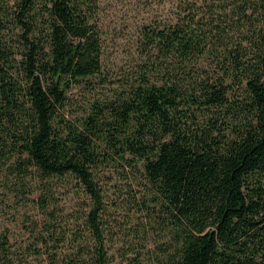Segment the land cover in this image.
<instances>
[{
    "label": "trees",
    "instance_id": "trees-1",
    "mask_svg": "<svg viewBox=\"0 0 264 264\" xmlns=\"http://www.w3.org/2000/svg\"><path fill=\"white\" fill-rule=\"evenodd\" d=\"M174 2L139 27L111 97L71 119L69 90L101 72L96 0H0V186L48 218L29 229L37 264L111 263L98 182L109 163L144 187L143 208L132 186L126 197L144 215L135 238L147 223L163 234L147 264H264V0ZM64 177L88 198L73 239L54 235L49 208ZM126 248L144 264V245ZM21 261L0 232V264Z\"/></svg>",
    "mask_w": 264,
    "mask_h": 264
},
{
    "label": "rangeland",
    "instance_id": "rangeland-1",
    "mask_svg": "<svg viewBox=\"0 0 264 264\" xmlns=\"http://www.w3.org/2000/svg\"><path fill=\"white\" fill-rule=\"evenodd\" d=\"M96 5L102 41L101 72L92 78V88L80 85L69 90L71 119L81 115L88 102L111 97L113 92L111 89L117 85V79H122L125 73H131L134 70L137 61L135 39L139 27L153 19H164L175 9L174 0H96ZM69 114L68 117H70ZM132 173L128 166L123 168L114 163L101 166L99 171L98 182L102 187L105 200L103 217L109 230L107 245L111 257L110 264H127L122 253L127 251V257H131L133 254L126 250L127 245L139 246V243L144 245L140 259L147 264L149 254L147 255L146 251L148 253L156 251L157 245L163 238V234L159 233L157 227L151 228L152 225L146 221L147 224L144 225L146 236L137 240L133 234L136 232L137 221L144 219V215L138 212V208L136 211V207L138 205L143 208L140 197L145 190L143 186L136 185L137 179L132 177ZM125 176H128V179L124 178ZM53 181L56 200L49 205V208L54 206L58 216L54 235L58 237L64 235L73 239V232L77 227H81V220L75 222L72 217L85 211L83 205H86L88 198L71 178L64 177L53 179ZM129 186H132L135 200L139 201L131 208L126 201ZM47 219L33 203L24 204L19 202V199L15 200L12 194L0 186V232L8 234L10 244L16 254L20 255L23 264L41 262L29 250L35 245L40 247L29 229L35 225L40 229ZM34 220L37 223H33ZM40 233L43 232L37 231L35 234ZM48 243L52 245L55 242L52 239ZM59 245L60 251L65 253L68 251V242L64 241Z\"/></svg>",
    "mask_w": 264,
    "mask_h": 264
}]
</instances>
